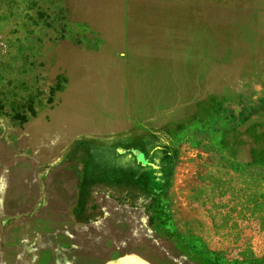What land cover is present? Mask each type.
<instances>
[{"label":"rangeland","instance_id":"rangeland-1","mask_svg":"<svg viewBox=\"0 0 264 264\" xmlns=\"http://www.w3.org/2000/svg\"><path fill=\"white\" fill-rule=\"evenodd\" d=\"M117 27L144 43L103 50ZM94 97L114 99L116 130L57 125L52 147L27 151L29 122L97 113ZM0 150L5 174L19 167L5 188H23L30 154L53 201L88 221L43 242L4 192L0 264H264V0H0Z\"/></svg>","mask_w":264,"mask_h":264},{"label":"crops","instance_id":"crops-1","mask_svg":"<svg viewBox=\"0 0 264 264\" xmlns=\"http://www.w3.org/2000/svg\"><path fill=\"white\" fill-rule=\"evenodd\" d=\"M139 30V32H136ZM141 29H126V28H114L109 30H104L102 35L105 36V46L101 47L103 50L108 51H128L133 49H138V45L144 43L145 38L142 37ZM114 92L108 93V96L113 94ZM105 98V97H104ZM113 98V97H112ZM94 99L98 102V104L103 105L102 107L96 106V112L92 111L91 107L84 104L81 107H73L71 106L68 109L61 108L59 110L58 120L56 116H52L49 112H45L43 118L39 117V121L36 122H29L28 130H27V137L29 139L27 144L28 148L27 151H35L36 148L46 149V147H52V142L50 140V131L52 127L55 128L59 125L60 131L63 136L70 139H76L78 136H96L97 134L107 133L109 131L116 130V118L119 119L122 114L120 111H116L114 106V99H112L111 103L109 102V97L107 101L102 98H95ZM102 99V100H101ZM112 106V107H111ZM101 108V110H100ZM122 113V112H121ZM46 116H49V121H47ZM117 116V117H116ZM53 119V122H51ZM35 125V126H34ZM40 126L44 128V132L46 135H39L37 137L36 133L34 132V127ZM47 126V127H46ZM33 127V128H32ZM46 128V129H45ZM46 130L49 132L46 133ZM31 139V140H30ZM30 140V142H29ZM113 145L110 146L107 144L105 152L110 158V154L112 157H115V149H113ZM111 148V149H110ZM3 150H0L2 152ZM46 153V151L44 152ZM43 153V154H44ZM45 155V154H44ZM32 159H36L35 156H31L30 154L26 157L24 161L25 166L29 168V172L25 173V177H23L22 182L24 184L23 190H16L13 187L7 186L5 188V179L7 181L14 180L16 175L19 173V167L12 168L10 171H7L5 174V162L4 156L0 153V211L4 210V192L6 194H16L19 198L13 200V215H15V219L17 224L21 221L23 226L28 227H37V226H44L46 228L43 230L44 241L43 242H52V241H60L62 240L67 233L69 228H76L77 226H87L88 221L84 218H77V217H68L65 212H69L68 206H64L62 201H53L52 195V187L50 186V179L51 174L49 171L46 172V168L41 171V169L36 170L35 167L28 166L31 163ZM49 164H51L49 162ZM7 164L6 167H8ZM48 169V168H47ZM79 186V184H78ZM87 188V187H86ZM90 188V187H89ZM92 189V187L90 188ZM88 189V190H90ZM6 190V191H5ZM73 190V189H72ZM70 193V192H67ZM93 194L92 191L88 192ZM27 196V197H24ZM28 200V205L23 200ZM32 198V199H31ZM55 203V205L52 204ZM62 202V203H61ZM38 205L40 207H38ZM93 211H101L103 208L96 205H91ZM53 209L55 210V217H53ZM34 210L37 213L36 215H31ZM78 210L77 208H70V211ZM41 212L44 214V221L41 222ZM24 216H29V218H20ZM71 216V215H70ZM97 223V222H95ZM54 228V229H52ZM74 232V229L72 230ZM61 237V238H60ZM20 242H35V239H32V236L22 234L19 236ZM72 241V240H71ZM76 242V240H74ZM73 242V241H72ZM39 244V243H38ZM35 245L33 244V247ZM89 248V246L84 243H81L80 249L84 247ZM77 248V247H76ZM95 248L97 247H90ZM104 257V255H103Z\"/></svg>","mask_w":264,"mask_h":264}]
</instances>
